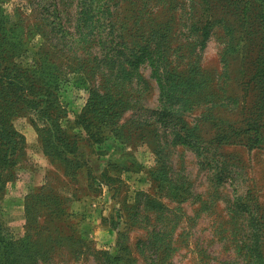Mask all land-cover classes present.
Wrapping results in <instances>:
<instances>
[{
	"label": "rangeland",
	"instance_id": "1",
	"mask_svg": "<svg viewBox=\"0 0 264 264\" xmlns=\"http://www.w3.org/2000/svg\"><path fill=\"white\" fill-rule=\"evenodd\" d=\"M1 108L0 264H264V0H0Z\"/></svg>",
	"mask_w": 264,
	"mask_h": 264
},
{
	"label": "trees",
	"instance_id": "2",
	"mask_svg": "<svg viewBox=\"0 0 264 264\" xmlns=\"http://www.w3.org/2000/svg\"><path fill=\"white\" fill-rule=\"evenodd\" d=\"M83 26V25H82ZM150 59H152V56H149ZM148 64L151 67V73L153 76L156 77V80L158 81V84L160 86L161 89V93L163 94L164 92V83L163 81L166 80L168 81V77H167V68L161 70L157 62L152 61V60H148ZM129 63H133V62H129ZM4 72L7 75L9 73V69L7 66H3ZM31 80L33 82H35V75L34 72H32L30 75ZM12 82L11 81H6L4 80L3 86L6 87L8 85H10ZM21 86V88H16L13 87V90H15L16 92H19L18 94V100L21 101L22 104L26 103V106L35 107L38 112L41 113V116H44L45 113V106H41L40 108H37V106H35L34 104L36 103L34 100H32V96L30 94H27L26 91L28 88H23L24 84L22 82H20L19 84ZM38 86H40L42 89L40 90V92L43 95L47 96L46 101L49 103L52 101L53 98V91L51 89V87L44 82L41 83H37ZM52 98H51V97ZM88 103L86 104V108L84 109L83 113L80 115H75L74 120H68L66 119V127L68 128H72V127H80L86 134V137L91 139L93 142L95 141L96 143H101L104 138H105V134L104 132L107 131H113V125H115V122L112 121V119L116 118L117 113L115 111V107L114 104H112V99L108 94H104L101 93L100 91H98L97 89L91 90L88 96ZM3 108L0 109V139L3 138H9L10 136L12 138H14V135L17 133L15 132L12 128H11V124H7L5 122L2 121V118L5 114V112H2ZM165 110H163L164 114H168V112L170 113V116H173L172 112H170V110H167L166 108H164ZM91 114L92 117H87V114ZM86 117V119H82L81 118ZM65 117V116H61L60 118ZM59 118V119H60ZM97 119L96 122L93 123V128L90 127V122H87L88 119ZM60 125V123H59ZM58 125V128L56 129H52V133L51 136L53 137V140L55 141V145H53L54 147H58L61 150L58 151V153L60 154H74L75 153V149H74V143H75V136H68L66 135L65 132H67L68 130H66L65 128H62V126ZM68 134H71L70 132H67ZM188 138L189 134H183L180 135V138L183 137ZM72 137V138H71ZM185 139V138H183ZM190 142L189 140H185ZM190 144H192L190 142ZM5 157L7 155V148H5ZM44 152L46 150V145H44L43 148ZM63 160H67V158L65 156H63ZM256 235V234H255ZM6 247L10 250V253L8 254V256L4 257L5 259V263L4 264H15L17 261V254H16V248L15 245L16 241H7L5 242ZM12 256V257H10Z\"/></svg>",
	"mask_w": 264,
	"mask_h": 264
}]
</instances>
